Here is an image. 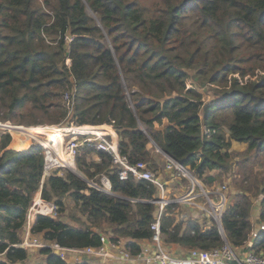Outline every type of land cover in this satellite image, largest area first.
Returning <instances> with one entry per match:
<instances>
[{
	"label": "trees",
	"instance_id": "trees-1",
	"mask_svg": "<svg viewBox=\"0 0 264 264\" xmlns=\"http://www.w3.org/2000/svg\"><path fill=\"white\" fill-rule=\"evenodd\" d=\"M251 49L264 59V0H0V120L109 124L132 161L155 162L153 140L208 184L236 164V191L222 215L225 237L215 223L203 228L190 205L181 210L170 203L161 226L168 245L210 250L227 241L241 247L253 230V200L264 194V64L256 70ZM240 72L255 78L230 84ZM67 91L75 93L70 116ZM1 133L0 264L30 259L21 232L39 191L56 211L37 213L32 231L50 242L98 248L108 231L111 239H131L136 253L139 240L151 237L155 183L120 179L110 154L88 144L75 158L85 177L56 167L44 181L43 146L22 149L11 133ZM234 142L247 147L231 149ZM102 174L112 193L89 184ZM66 195L74 201L70 219L81 222L77 212L86 216L81 226L63 219ZM250 249L264 252V230ZM41 253L46 261L37 264H71L51 247ZM84 254L76 264H100L101 257Z\"/></svg>",
	"mask_w": 264,
	"mask_h": 264
},
{
	"label": "built area",
	"instance_id": "built-area-1",
	"mask_svg": "<svg viewBox=\"0 0 264 264\" xmlns=\"http://www.w3.org/2000/svg\"><path fill=\"white\" fill-rule=\"evenodd\" d=\"M72 38V35L67 34L66 39L68 42H70ZM71 65V58L66 57L65 66L70 67ZM74 96L75 93L70 91H67L63 96L65 107L68 110V116H70L73 111ZM28 126L29 125L14 124L10 120H0L1 132L11 133L15 138L14 144L18 146H24V144L28 142V136L30 138L39 139L42 138L40 135L44 133L54 135L58 132L57 135L60 136L59 138L62 142H65L66 138H68L66 142V152L69 158H63L64 162L67 163H58L57 167H69L68 165L75 166V158L79 147L88 144L94 149L103 150L110 154L111 167L116 170L120 179L125 180L131 178L134 180H150L158 186V191L155 198L151 200L156 204L157 208L156 219L151 223L152 234L149 239L139 240L141 246L139 252L134 253L129 247L128 242L131 239L124 237L111 239L112 234L108 231H102V245L98 248H68L57 242H50L43 234H41L42 236L40 237L39 233H34L32 231V224L35 222L37 213L34 216L31 212H28L27 223L23 231L24 236L21 242L23 247H51L63 259L68 261L70 259L69 255L74 252H87L102 258L114 257L118 259L121 264H264V253H258L255 250L242 253L239 252L240 250H238V248L232 247L227 241L222 246L210 250L199 247L191 248L186 255L182 257L178 256L163 240L161 218L166 207L170 203L178 204L181 210L185 205H190L192 207L191 211L193 218H196L203 228H210L212 224L215 223L225 237L222 215L229 204L227 190L228 184L231 182V177H228L227 183H223L220 186H214L211 189L205 188L192 173L189 166L183 164L173 156L164 153L168 156L166 164L167 169L170 171L178 170L192 181V186L187 190L173 191L171 190L168 180L162 179L156 175L153 165L150 162L145 160L132 161L127 154L122 153L119 147V141L115 139L118 137L117 132L114 133L110 130L103 131V129H101H108V127L113 128L112 125L78 124L71 119L69 123L62 122L54 125L38 124L30 127ZM28 129L31 130L30 134L25 132V130ZM106 132H108V134H105ZM107 136H109V138H107ZM19 141H21L20 144H18ZM39 144L42 145L41 143ZM97 159L99 160V157H97ZM52 175L53 170L50 166L44 168V181ZM88 182L93 187L107 193H112V183L106 174H102L100 183L98 181ZM195 185L200 187V193L194 192ZM202 192L204 193L207 205L204 204V197L201 195ZM199 197L203 199V203L201 204L197 203ZM48 205L50 206L49 211L43 212L40 209L36 210L38 213L52 215L54 212L55 214V204L48 203ZM262 230H264V222L260 223L259 226L253 230L251 233L252 239L256 238ZM249 245H252V240L249 241ZM76 263V261H73V264Z\"/></svg>",
	"mask_w": 264,
	"mask_h": 264
},
{
	"label": "rangeland",
	"instance_id": "rangeland-1",
	"mask_svg": "<svg viewBox=\"0 0 264 264\" xmlns=\"http://www.w3.org/2000/svg\"><path fill=\"white\" fill-rule=\"evenodd\" d=\"M90 12L92 13L91 10H90ZM106 37H107V40H108L107 42H110V38L108 36H106ZM257 50L258 49H251V50L248 51V54L251 55V57H252L251 63L253 65H258V68L256 70L261 71V65L264 64V59H263V57H261V55H257V52H258ZM245 74L242 75L241 72H240V74L236 73L235 75H236L237 78H232L231 81H230V84H235V83L243 84L249 78H255L253 76L247 75V73H245ZM236 86L239 88V90H242V88L240 86H238V85H236ZM125 88L127 89V87H125ZM250 89L253 90V87L250 88ZM210 97H211L210 95H205V99H209ZM128 100H130V102H132L130 94H128ZM165 122L166 121H164L163 124L156 123V126L157 127H163L164 124H166ZM39 124L43 125L42 123H39ZM32 125H38V124H32ZM32 125H29L28 127H30ZM51 125H54V124H51ZM104 127H106V126H104ZM143 127H145V125H143ZM101 129H103V131H108L107 128H101ZM0 132H1V129H0ZM25 132L27 134H30L31 130L28 129V130H25ZM105 134H108V132H106ZM54 135H51L49 133H47V134L44 133V134L40 135V136H42V138H39V139L30 138L28 136L27 137L28 142L26 144H24V146L22 147V149L27 148L30 145V143H32L34 141L36 143H41L43 145V147H44V153L46 155V161H45L46 166H50L52 170H54L58 166V163H61V164L62 163H67V162H64L63 158H69L68 154L66 152V142H67L68 138H66L65 142H62V140L60 138H58V141H54V139H56V138H53ZM20 143H21V141H19L18 144H20ZM151 143L152 144H151L150 147L154 149L152 156L155 157V160H154L155 162H152L150 160H148V162H150L153 165V168H154V170L156 172V175L158 177H161L162 179L168 180L170 187L174 188V189H177L178 191H185L188 188H190L192 186L191 179L189 177L185 176V174L181 173L178 170H171V171L168 170L167 166H166L167 157L168 156L165 155L164 153H162V150L159 147H157V145L153 141H151ZM246 147H247L246 143L235 142L232 145L231 149H235V150H237L239 152H243L246 149ZM94 157L97 158V154L96 153L94 154ZM237 158L240 159L242 157L241 156H237ZM68 166H69V168L71 170L76 172L81 177H85L84 173L78 169L76 164H75V166H71V165H68ZM237 169H238V166L236 164H234L232 169H231V171L226 173V174H224V175H222L221 179L216 184H215V182H212L211 184H208V183L202 181L199 178H198V180L205 188L211 189L214 186H220L223 183H227L228 177H231V179H233L234 173H235V171H237ZM97 177H99V176H97ZM177 180L181 181L182 184L180 182H178ZM98 182L100 183L101 181L98 180ZM235 191H236V188L234 187V185L232 183V180H231V182L228 184V190H227L228 202H230V200L234 196V192ZM194 192L195 193H200L201 192L200 187L195 185ZM201 195L204 197V202H205L204 204L207 205V201L205 199L204 193L202 192ZM262 198H264V194H261L258 198H254L253 206L255 205V207H259L260 208V201L262 200ZM64 202L67 205V209L64 212L63 219H65L66 221H68L69 223H71L73 225L81 226L82 225L81 222H83V220L86 219L85 218L86 216L81 214L80 212L76 211L77 212V216H79V219L81 220V222H78V221H76L74 219H70L69 215H67V214L70 213L72 211L73 207H74L73 198L70 195H66L65 199H64ZM48 203L51 204V202H48ZM197 203H199V204L203 203V199L201 197H199L197 199ZM30 212L34 216H35L36 213H38V211L35 208H33L32 205H31V207L29 209V213ZM177 213H182V211L180 210ZM53 214H54V212H53ZM184 217L187 218L186 215H184ZM21 234H22V236H24L23 231L21 232ZM39 236L41 237L42 235L40 234ZM41 248L42 247H38V246L28 247V250H30V252H31V257L26 263L23 262L21 264H37L38 262H41V263L45 262L46 258L44 256V254L41 253ZM238 249H240V248H238ZM256 252L261 253V251H256Z\"/></svg>",
	"mask_w": 264,
	"mask_h": 264
},
{
	"label": "crops",
	"instance_id": "crops-1",
	"mask_svg": "<svg viewBox=\"0 0 264 264\" xmlns=\"http://www.w3.org/2000/svg\"><path fill=\"white\" fill-rule=\"evenodd\" d=\"M108 130H110V131H113L114 133H116V131H114V129L113 128H111V127H108ZM118 135V134H117ZM117 141H119V136L118 137H116L115 138ZM235 143V142H234ZM44 167L46 168V167H48V166H46V163H45V165H44ZM213 172H215V170L213 171ZM178 181V180H177ZM178 182H180L181 183V181H178ZM182 184V183H181ZM171 190H173V191H178L177 189H174V188H171ZM41 198V192L39 191V192H37V194H36V196H35V198H34V200L35 201H38L40 198ZM42 199V198H41ZM42 200H44V199H42ZM44 201H46V200H44ZM46 202H48V201H46ZM180 214H182V213H180ZM260 208L259 207H255V205L253 206V209H252V217H251V221H252V225H253V228H256L257 227V225L260 223ZM183 217H184V215H183ZM170 247H171V249L178 255V256H185L186 255V253L188 252V250L189 249H187V248H184V247H182V246H180V245H178V244H171V245H169ZM244 251H246L243 247H241L240 248V252H244ZM84 253H87V252H84ZM84 253H79V252H74V253H72L71 255H69V262L71 263V264H73V261H76V262H78V261H83V256L85 255ZM84 254V255H83ZM92 255V256H95V257H97L98 255H95V254H92V253H89L88 255ZM97 259V258H96ZM97 263H100V264H121L119 261H118V259H116V258H114V257H110V258H100V260L97 262Z\"/></svg>",
	"mask_w": 264,
	"mask_h": 264
},
{
	"label": "bare ground",
	"instance_id": "bare-ground-1",
	"mask_svg": "<svg viewBox=\"0 0 264 264\" xmlns=\"http://www.w3.org/2000/svg\"><path fill=\"white\" fill-rule=\"evenodd\" d=\"M57 134L58 132H56L55 136H53V138H56L54 139V141H58V138L60 137ZM32 207L35 209H40L43 212L49 211L50 209V206L45 201H43L41 198L38 201L34 200L32 203Z\"/></svg>",
	"mask_w": 264,
	"mask_h": 264
},
{
	"label": "clouds",
	"instance_id": "clouds-1",
	"mask_svg": "<svg viewBox=\"0 0 264 264\" xmlns=\"http://www.w3.org/2000/svg\"><path fill=\"white\" fill-rule=\"evenodd\" d=\"M45 165V164H44ZM45 168V167H44ZM260 215V214H259ZM264 221H262L261 219H260V223H263ZM259 223V224H260ZM259 224L257 225V227L259 226ZM256 227V228H257ZM255 228H253V230H254ZM253 230H252V232H253ZM251 232V233H252ZM251 233H250V235H249V238H248V240H247V242H246V244L245 245H243V246H241V247H243L246 251H250V250H255V251H257L256 249H250V247H252L253 246V241H254V239H252V235H251ZM225 235V234H224ZM250 240H252V245L250 246L249 245V241ZM168 245V244H167ZM241 247H237V248H241ZM238 250H240V249H238ZM246 251H244V252H242V253H245ZM240 252V251H239ZM262 253H264L263 251H261Z\"/></svg>",
	"mask_w": 264,
	"mask_h": 264
},
{
	"label": "water",
	"instance_id": "water-1",
	"mask_svg": "<svg viewBox=\"0 0 264 264\" xmlns=\"http://www.w3.org/2000/svg\"><path fill=\"white\" fill-rule=\"evenodd\" d=\"M153 141V140H152ZM154 142V141H153ZM155 143V142H154ZM156 144V143H155ZM157 145V144H156ZM158 147V146H157ZM162 150V149H161ZM163 153L168 154L166 151L162 150ZM170 155V154H169Z\"/></svg>",
	"mask_w": 264,
	"mask_h": 264
}]
</instances>
